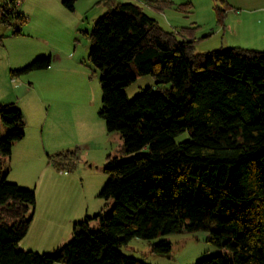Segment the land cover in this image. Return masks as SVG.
I'll list each match as a JSON object with an SVG mask.
<instances>
[{"label":"trees","instance_id":"obj_1","mask_svg":"<svg viewBox=\"0 0 264 264\" xmlns=\"http://www.w3.org/2000/svg\"><path fill=\"white\" fill-rule=\"evenodd\" d=\"M75 1L63 5L73 10ZM104 1L106 11L84 34L91 43L87 59L101 71L98 116L107 132L119 133L129 155L107 157L108 179L98 197L113 205L74 222L71 239L52 252L23 250L18 243L28 231L35 192L7 181L0 162V264H145L117 248L135 237L182 231H205L212 246L228 250L194 264H264V50L194 54V26L166 31L134 1ZM144 3L160 12L174 5ZM12 20L26 21L19 11L0 12V25ZM51 61L38 56L10 74L46 69ZM137 75H151L158 90L144 88L129 100L124 89ZM0 119L9 129L0 156L9 159L25 135V120L12 102H0ZM184 132L190 138L176 143ZM69 154L75 153L54 156L72 166ZM170 249L164 239L151 244L155 254Z\"/></svg>","mask_w":264,"mask_h":264},{"label":"rangeland","instance_id":"obj_2","mask_svg":"<svg viewBox=\"0 0 264 264\" xmlns=\"http://www.w3.org/2000/svg\"><path fill=\"white\" fill-rule=\"evenodd\" d=\"M129 1L138 3L143 11L166 31H180L182 28L194 26L195 29L192 31L195 39L194 54H204L228 47L264 50V37H260L264 0H173L174 5L162 12L144 6L142 4L144 0ZM104 2L76 0L74 9L69 10L63 5V0H24L22 3L25 6L24 10L31 11V19L24 22L12 20L9 26L0 25V35L5 43L7 42L6 48L10 53L12 65L10 70L20 69L38 56L52 58L50 66L41 69L45 70V73L39 76L38 84L35 83L33 93L37 96L28 98L29 103L20 107L14 104L20 109L25 120L24 142L27 146L36 151L34 140L38 143L37 137H41L40 139L50 149L49 154H45L43 158H39L38 154L36 158V153L34 155L29 151L26 157L14 162L9 177L6 176L7 181L13 183L19 181L16 183L19 187L32 189L36 201L45 188L42 184L44 177V175L41 177L42 171L45 167H51L55 171L70 175L67 181L69 188L65 190L71 194L81 195L91 210L108 211L113 205L111 198L104 200L98 197L99 191L108 179L104 171L107 157L109 155L124 159L129 155L122 151L119 133L107 132L105 121L98 116L102 105L99 81L101 71L87 59L91 43L84 34L92 29L95 20L106 11ZM227 3L237 8H228ZM35 4L42 5L44 9L33 10ZM181 4L187 6L185 8L187 11L182 12L178 9ZM20 7L21 4L17 7L18 11H21ZM18 29L19 34H12ZM36 51H43L44 54L32 57ZM10 70L9 77L16 83H19L20 78L26 80L31 72H39L33 70L11 75ZM41 70L40 72H43ZM169 85L166 83L159 87L168 88ZM147 87L153 91L158 90L151 75H137L124 91L126 97L131 100ZM8 131V127L0 119V139H3ZM189 138L190 135L184 132L176 136L174 141L179 143ZM38 149L39 156L42 157L40 146ZM61 151L75 153L69 154L74 158L72 166L62 165V162L56 159L54 154ZM39 226L29 228L22 241L25 250L40 254L50 253L53 251L50 249L53 243H56L60 236H66L69 229L71 231L68 225L62 226L57 232L52 227L55 235L49 233L43 236ZM89 226L91 229L96 228L97 222L91 220ZM160 239L170 243L169 253L151 252V244ZM47 249L50 250L46 251ZM117 249L122 254L145 264H194L208 256L229 255L227 249L212 246L205 231H182L148 240L135 237Z\"/></svg>","mask_w":264,"mask_h":264},{"label":"crops","instance_id":"obj_3","mask_svg":"<svg viewBox=\"0 0 264 264\" xmlns=\"http://www.w3.org/2000/svg\"><path fill=\"white\" fill-rule=\"evenodd\" d=\"M23 2L24 0H22V2L20 3L21 7L19 10L21 11L19 12L23 14L26 21L27 20L29 21L32 17V14L31 11L27 12L26 10H24L25 6L24 4H22ZM142 4L146 6L144 1ZM227 6L228 8H232V9L237 8L233 4L230 5L227 3ZM43 9L44 7L42 5L35 4L33 10L42 11ZM235 16L237 17V14H235ZM239 20L240 19H238V21ZM262 20H263L261 24L262 28L260 31L261 38L264 37V16L262 17ZM1 36L2 35H0V102L1 103L12 102L17 107H20L23 104L29 103L28 98L30 97L33 98L34 96H37L33 93L36 87L35 83L38 84V79L40 78L39 76L43 75V73H45L44 72L45 70H41L43 72H40V70L39 72H31L32 74L30 73L29 74L30 76H27L26 80L20 78L19 83H16V81L12 80L9 77V70L12 68V65L10 63V53L9 51H7L6 48L7 42L5 43V40L2 39L3 37ZM39 54H44V52L36 51L32 55V57L34 56L36 57ZM64 102L65 101H63V103ZM40 138L37 137L38 143L37 141L34 140L36 151H33L32 149H30V146H27V143L24 142L25 141V135H24V137L20 141H17L13 144L9 159L3 157L0 158V162L3 168L7 170L6 173L7 178L11 173V168L14 162L22 157L23 158L26 157V155L29 154V151H31L33 154L36 153V155L34 154L36 158L38 157L43 158L45 154L46 155L49 154L50 149L46 147V145L43 143V141ZM37 145L40 146V150H41L40 154L42 157L39 156V149ZM41 177H43L42 184L45 188L42 189L43 193L39 197V200L36 201L35 208L32 214V219L29 224V228L32 229L34 225H40L39 228L41 229V234L43 236H46L49 235V233L55 235L57 231L62 229V226L66 227L65 225H68V227H71V231L69 229L70 233L68 232L66 236H60L58 238V241L56 243H53L50 249L54 250V248L62 245L72 237L73 234L72 224L74 222L82 220L86 216L91 217L94 214H96L98 211L96 212L93 209L91 210L90 205L85 203V201L81 198V195L71 194L65 190L69 188L67 181L68 179H70V175H65V173L55 171L51 167H45V169H43L42 171ZM15 182L18 183L19 181L18 182L15 181ZM100 210L101 209H99V211ZM52 227L53 229H56V232L52 231L51 229ZM26 235L18 243V246L23 250L25 249L22 247L23 245L22 241L26 237ZM50 249H47L46 251Z\"/></svg>","mask_w":264,"mask_h":264},{"label":"built area","instance_id":"obj_4","mask_svg":"<svg viewBox=\"0 0 264 264\" xmlns=\"http://www.w3.org/2000/svg\"><path fill=\"white\" fill-rule=\"evenodd\" d=\"M21 0H0V12L12 11L17 13V7L20 5Z\"/></svg>","mask_w":264,"mask_h":264}]
</instances>
